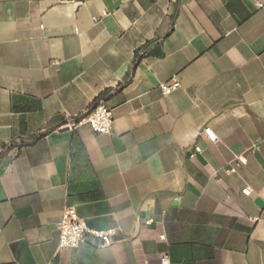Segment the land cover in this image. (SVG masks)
Wrapping results in <instances>:
<instances>
[{
  "label": "crops",
  "instance_id": "obj_1",
  "mask_svg": "<svg viewBox=\"0 0 264 264\" xmlns=\"http://www.w3.org/2000/svg\"><path fill=\"white\" fill-rule=\"evenodd\" d=\"M164 258L264 264V0H0V264Z\"/></svg>",
  "mask_w": 264,
  "mask_h": 264
},
{
  "label": "built area",
  "instance_id": "obj_2",
  "mask_svg": "<svg viewBox=\"0 0 264 264\" xmlns=\"http://www.w3.org/2000/svg\"><path fill=\"white\" fill-rule=\"evenodd\" d=\"M160 87L164 95H170L180 87V83L174 81L171 84H162ZM82 125H89L90 128L98 134H110L114 126L113 110L107 107L103 102H97L77 119L63 124L61 129L73 132ZM204 134L209 142H217V138L210 128H205ZM194 150L195 153L193 156L202 153V148L199 146H196ZM238 162L241 165H246L247 160L244 156H240ZM243 194L249 196L250 190H244ZM58 229L60 234L59 247L61 250H77L84 244L87 237L99 239L105 245H110L111 236L113 235V230L99 231L89 229L86 221L78 215L73 207H67L63 211ZM161 263L169 264L166 258L162 259Z\"/></svg>",
  "mask_w": 264,
  "mask_h": 264
}]
</instances>
